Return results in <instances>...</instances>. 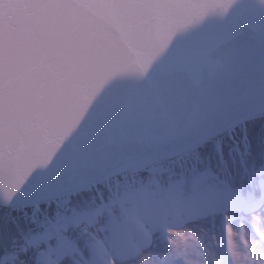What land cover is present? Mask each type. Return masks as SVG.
Wrapping results in <instances>:
<instances>
[{"label":"snow or ice","instance_id":"6c2138e0","mask_svg":"<svg viewBox=\"0 0 264 264\" xmlns=\"http://www.w3.org/2000/svg\"><path fill=\"white\" fill-rule=\"evenodd\" d=\"M0 264H264V0H0Z\"/></svg>","mask_w":264,"mask_h":264}]
</instances>
